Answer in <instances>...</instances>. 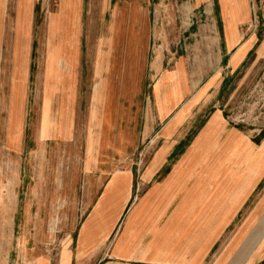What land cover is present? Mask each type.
<instances>
[{
	"label": "crops",
	"instance_id": "1",
	"mask_svg": "<svg viewBox=\"0 0 264 264\" xmlns=\"http://www.w3.org/2000/svg\"><path fill=\"white\" fill-rule=\"evenodd\" d=\"M195 1L210 20L203 26V43L212 50L216 40L210 5L207 0ZM36 3L0 0V82L20 76L28 82L33 64L35 82L43 80L42 52H47L50 40V16L47 13L37 26ZM115 11L111 37L105 41L111 50L98 52L97 45L91 49L92 36L86 44V60L99 80L89 96L85 128L86 209L69 246L67 264H261L264 136L231 125L217 108L204 109L203 102L195 100L199 94L193 95L196 85L182 60L177 59L171 69L160 57L148 61L151 22L141 6L117 5ZM50 13L59 19L58 8ZM209 37L213 45L208 44ZM226 40L231 47L235 37L228 35ZM120 65H131L122 70L125 77ZM73 66L75 70L77 65ZM112 74L121 77L114 85ZM54 77L49 82H55ZM140 82L152 89L150 110L130 94ZM124 94L131 95L129 110H137L136 118L123 111ZM139 95L144 99L140 91ZM114 108L117 117H129L136 125L139 112L146 116L138 130L127 128L128 142L126 132L118 129L115 134ZM124 146L133 147L136 154L130 170L112 171L108 165L105 170H89L104 154L117 162Z\"/></svg>",
	"mask_w": 264,
	"mask_h": 264
},
{
	"label": "rangeland",
	"instance_id": "2",
	"mask_svg": "<svg viewBox=\"0 0 264 264\" xmlns=\"http://www.w3.org/2000/svg\"><path fill=\"white\" fill-rule=\"evenodd\" d=\"M207 1L215 24L212 50L203 43V26L210 20L203 17V8L195 0H37V26L47 13L50 16V40L45 45L47 52H42L43 80L35 82L37 65L33 64L28 82L21 76L14 87L13 81L0 82V264H60L63 249L69 251L73 244L86 209L82 199L89 181L84 172L89 96L99 80L86 60V44L92 36L91 49L96 45L98 52L110 49L105 41L111 37L117 5L138 4L149 15L148 61L160 57L164 67L171 69L177 59L182 60L196 85L193 95L199 94L195 100L203 102L204 109L217 108L231 125L264 136V0ZM57 8L64 12L62 21L50 13ZM233 33L235 40L229 47L226 38H234ZM106 64L107 60L103 67ZM119 68L123 75L122 70L131 65ZM53 77L55 82H49ZM116 77L120 76L112 74V85ZM136 86L130 92L136 103L140 107L147 103L152 109V89L145 82ZM120 90L121 86L115 93ZM130 94L123 95L121 106L136 118L137 110H129ZM15 109L21 124L16 151L6 145L4 127L6 112ZM113 111L115 134L118 129L126 132L128 142L127 128L138 130L146 116L139 112L136 125ZM132 148L122 147L121 160L115 163L102 155L89 170H105L107 165L112 171L130 170L136 155Z\"/></svg>",
	"mask_w": 264,
	"mask_h": 264
},
{
	"label": "bare ground",
	"instance_id": "3",
	"mask_svg": "<svg viewBox=\"0 0 264 264\" xmlns=\"http://www.w3.org/2000/svg\"><path fill=\"white\" fill-rule=\"evenodd\" d=\"M62 6V5H61ZM62 8V7H60ZM58 18V17H57ZM64 18V12L62 11V9H60L59 11V19H57V21H62ZM114 22L115 24L117 23V19L115 18L114 19ZM208 44L209 45H213L214 42L213 40L211 39V37H209V40H208ZM58 62V61H57ZM58 64V63H57ZM67 66H70V63H67ZM67 76V74H66ZM14 80V79H12ZM17 81V78L13 81L14 85L13 87L15 86V83ZM22 92V95L24 94V88L21 90ZM7 111V110H6ZM18 114H17V109L14 110V112L10 111V112H6V115H5V123H4V127L5 130H6V139H7V146L9 148V150H14L16 151L17 147H18V137L20 136V128H21V124H20V121L18 119ZM15 154V153H14ZM9 155V154H8ZM1 156V155H0ZM11 156V155H10ZM16 156V155H15ZM16 159V157H15ZM12 162V161H11ZM15 165V163H14ZM16 171V170H15ZM15 174V173H14ZM1 175V174H0ZM13 176V175H12ZM13 182V181H12ZM5 231V230H4ZM5 234V233H4ZM67 253H68V250L67 248L65 247L62 251V255H61V260H60V263L61 264H67Z\"/></svg>",
	"mask_w": 264,
	"mask_h": 264
}]
</instances>
